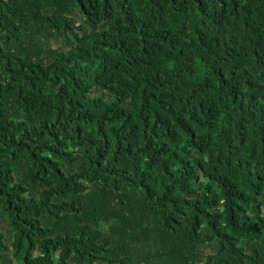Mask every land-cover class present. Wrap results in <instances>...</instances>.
I'll use <instances>...</instances> for the list:
<instances>
[{"label":"trees","instance_id":"obj_1","mask_svg":"<svg viewBox=\"0 0 264 264\" xmlns=\"http://www.w3.org/2000/svg\"><path fill=\"white\" fill-rule=\"evenodd\" d=\"M0 264H264V0H0Z\"/></svg>","mask_w":264,"mask_h":264}]
</instances>
